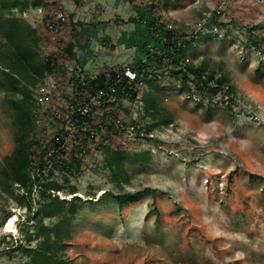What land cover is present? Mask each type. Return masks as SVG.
Returning a JSON list of instances; mask_svg holds the SVG:
<instances>
[{"label":"rangeland","instance_id":"obj_1","mask_svg":"<svg viewBox=\"0 0 264 264\" xmlns=\"http://www.w3.org/2000/svg\"><path fill=\"white\" fill-rule=\"evenodd\" d=\"M0 12L17 20L0 29L2 44L14 43L3 30L35 32L39 59L62 68L26 86L31 157L64 136L68 78L85 83L141 58L154 46L153 20L184 43L183 64L226 80L199 96L172 73L171 54L151 68L149 85L95 118L107 123L98 135L65 140L52 163L35 164L28 190L0 179V264H31L44 243L57 264H264V0H0ZM53 14L62 20L46 30ZM8 84L0 74V169L15 149L12 102L21 100ZM129 121L145 135L123 130ZM116 150L122 171L110 167ZM127 193L140 195L119 207Z\"/></svg>","mask_w":264,"mask_h":264},{"label":"trees","instance_id":"obj_2","mask_svg":"<svg viewBox=\"0 0 264 264\" xmlns=\"http://www.w3.org/2000/svg\"><path fill=\"white\" fill-rule=\"evenodd\" d=\"M34 7L39 6V4H33ZM43 11L51 10L49 7H44ZM22 11V10H20ZM54 16H49V21L46 24V30L49 29L50 26H56L59 22H54ZM11 16L2 14L0 12V29L4 28L6 23L9 25L15 24L17 20L10 18ZM58 27V26H57ZM157 20H153L150 24V28L153 29L154 35V43L161 44L162 46H169L173 48V56L174 60H172V73L179 74L182 77V81L185 82L186 86L194 85V91L197 95H203V85H209L214 79L216 83V89L220 90L222 88V84L224 80L223 77L215 78L213 72L206 73L203 69L202 65L199 66H190L187 64H183V55L185 52V47L180 44L178 47L177 44L182 42L179 37H174L175 35L172 31H167L165 28H158ZM13 28V27H12ZM13 30H3L6 34L2 38H6L9 42L13 43L12 46L10 44H2L0 42V74L10 82L8 91L10 93L19 94L21 96L20 101H13V107L16 111L17 118V131L14 136V145L15 149L13 153L3 160V166L0 169V179H2L7 185H18V188L28 190L32 185V181L29 177V172L35 166L43 167L45 160L50 159V156L47 153L46 149L49 151V147L47 148V144H45L38 154V156L31 157L28 153L29 143L28 139L30 137V130L28 128L29 124H33L34 122V108L32 105L31 94L27 91V84L33 85L34 76H38L40 79H44L47 77L55 76V73L58 71L59 66L56 65V60L47 56L46 58L39 59L38 56V44L39 38L34 32L33 35L28 36L29 34H25L23 30V34H15L12 32ZM27 32V31H26ZM157 36L163 37V39L157 40ZM156 37V38H155ZM54 64V66H53ZM160 67V66H159ZM57 68V69H56ZM158 68V67H157ZM138 75H141L138 80L139 84L146 83L149 85L151 83V78L148 77L149 73H146L143 68H136ZM151 76V75H150ZM59 77V76H58ZM155 77V75H154ZM68 82L66 85L68 87H72L73 91L78 92H87L90 93L94 90L100 89L105 86L107 83L106 73H102L84 83V86L77 80L70 81L68 78ZM207 79V80H206ZM23 83L24 86L22 88L19 85ZM230 88H227L225 94H229ZM121 91V92H120ZM124 91L129 92L131 94L130 97H134L136 95V91H134V86H127L126 83H123L117 90V96H124ZM211 91V92H210ZM215 90H209L210 94ZM203 92V93H202ZM225 100L220 103H223ZM231 100H229L230 102ZM146 111H150L153 109L154 105L152 101L145 102ZM152 116V114H151ZM46 155V156H45ZM111 160L110 167L112 169H119L122 171L121 160L124 158V153L122 151H113L111 152ZM76 162H78L76 160ZM64 163V161H62ZM41 188V187H40ZM39 188V189H40ZM54 188L49 187L48 189L43 188L41 195H45L46 191H52ZM43 192V194H42ZM105 194V193H104ZM139 193H127L116 196V203L119 207L124 205L131 204L137 200L139 197ZM28 208L30 205L28 204ZM51 244H53L51 242ZM51 247L47 243H44L40 248L34 251L31 255V264H57L53 259V255L50 252Z\"/></svg>","mask_w":264,"mask_h":264},{"label":"built area","instance_id":"obj_3","mask_svg":"<svg viewBox=\"0 0 264 264\" xmlns=\"http://www.w3.org/2000/svg\"><path fill=\"white\" fill-rule=\"evenodd\" d=\"M62 20V15L57 14L54 18V22H59ZM55 26H50V31H53ZM183 45V42L177 44L179 47ZM142 57L136 58L132 61V64L122 67L118 70H113L110 72H105L107 76V83L104 87L94 90L90 93L87 92H76L71 89V95L68 97L67 105L65 107V112L62 114L61 119V129L62 139L57 141L53 147L50 148L48 155L50 159L46 160L47 162L54 161L55 154L60 155L59 152L64 150L66 143H62L65 140L71 142L76 140L79 136H86L94 138L95 135L99 134V130L102 129V125L106 126V120H100L99 123H95V118L102 119L105 114L108 113L109 109L117 101V90L123 84L129 86H137L138 80L141 75H138L136 68L145 69L148 77L151 78L150 72L155 68L151 69L153 66H159L160 62L163 63L170 62V56L173 55V48L169 46H162L161 44H155L154 46H147L142 49ZM170 55V56H169ZM162 63V64H163ZM54 66V64H53ZM95 77V76H94ZM74 81V80H72ZM84 86V82H80ZM125 96H131L129 92H125ZM114 129H118L121 126H118L120 123L119 120L111 122ZM128 126L123 127L122 129L130 135L135 137H143L144 132L142 130H137L135 124L133 125L132 121L128 122ZM71 140V141H70ZM67 148V147H66ZM63 149V150H62Z\"/></svg>","mask_w":264,"mask_h":264},{"label":"bare ground","instance_id":"obj_4","mask_svg":"<svg viewBox=\"0 0 264 264\" xmlns=\"http://www.w3.org/2000/svg\"><path fill=\"white\" fill-rule=\"evenodd\" d=\"M102 196V194H100V197ZM16 222V217L15 216H10L9 218L6 219L3 229L6 232H12L13 228H14V224Z\"/></svg>","mask_w":264,"mask_h":264},{"label":"crops","instance_id":"obj_5","mask_svg":"<svg viewBox=\"0 0 264 264\" xmlns=\"http://www.w3.org/2000/svg\"><path fill=\"white\" fill-rule=\"evenodd\" d=\"M135 52H136L135 50L132 51V52H131V54H132L131 56H133ZM141 52L143 53L142 50H141ZM140 55H141V53H140V51H139V53L137 54V56L135 57V59H136V58H139Z\"/></svg>","mask_w":264,"mask_h":264}]
</instances>
